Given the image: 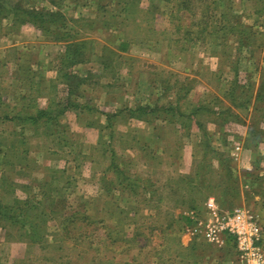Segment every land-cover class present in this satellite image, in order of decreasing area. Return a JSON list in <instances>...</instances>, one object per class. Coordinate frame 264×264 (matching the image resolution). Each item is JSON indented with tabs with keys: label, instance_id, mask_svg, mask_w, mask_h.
<instances>
[{
	"label": "rangeland",
	"instance_id": "rangeland-1",
	"mask_svg": "<svg viewBox=\"0 0 264 264\" xmlns=\"http://www.w3.org/2000/svg\"><path fill=\"white\" fill-rule=\"evenodd\" d=\"M182 1L9 0L34 8L57 5L69 19V39L53 40L59 45L52 44L50 53H62L56 61L65 69L41 84L35 81L42 79L40 74L26 80L29 66L44 56L36 38L23 44L15 36L19 45L0 48V264H248L227 231L214 244L198 236L201 232L190 233L200 223L204 229L213 208L221 217H234L241 210L258 218L262 237L256 244L264 249V98L257 95L260 86L264 88V0H217L218 10L205 8L208 22L194 8L198 0H188L196 15ZM234 15L251 27L249 43L239 49L230 32L225 46L223 33H210L218 30L221 18L226 22ZM198 19L199 25L194 23ZM184 30L200 41L192 50L206 54L201 79L219 88L191 92L190 100L202 106L199 115L206 126L200 129L202 148L222 153L208 152L206 168L197 176L205 183L204 201L192 208L186 202L200 188L179 176L194 174L199 162L188 160L191 171H177L183 140L176 138L174 129L169 128L168 141L175 154L154 159L138 148L147 144L145 138L105 137L104 129L110 130L117 114L106 115L103 124L98 107L74 108L78 92L73 88L81 78L69 73L93 53L110 59L119 50L150 49L151 40L161 39L164 51L177 49ZM96 35L105 42L87 39ZM4 43L0 39V47ZM195 78L186 79L185 86L197 87ZM37 91L47 99L37 98L41 108L54 115L64 110L60 121L22 122L26 95L36 96ZM99 92L89 89L85 95L94 99ZM88 128L98 136L96 145L88 143L94 137ZM252 128L259 130L258 138L250 136ZM132 144L133 157L125 151ZM195 237H202L201 251L189 247L197 242ZM194 254L206 262L198 263Z\"/></svg>",
	"mask_w": 264,
	"mask_h": 264
},
{
	"label": "crops",
	"instance_id": "crops-1",
	"mask_svg": "<svg viewBox=\"0 0 264 264\" xmlns=\"http://www.w3.org/2000/svg\"><path fill=\"white\" fill-rule=\"evenodd\" d=\"M52 6L56 8L54 4ZM15 36L23 44H25L24 42H29L31 38H36L35 43H37L40 53L44 55L39 64L33 63L29 66V71H36L49 81L62 74L65 68L62 67L61 61H56V57L60 53L59 50L54 53V56L50 53L52 44L57 47L59 42L53 41L50 37H46L40 29L27 23L22 25L18 33L17 31L9 34L1 32L0 39L6 40L8 43H4L0 48L5 50L19 45L18 42L13 40ZM87 39H92L95 43L105 42L104 38L98 35L87 37ZM160 40L149 41L151 48L146 50H136L134 52L119 50L110 59L101 53H97L96 55L93 53L92 56L86 57V60L88 57L90 58L85 63L83 62L72 66L69 73L78 75L81 78V83L78 85V88H73L78 92L74 96L77 97V100L74 101V106H76L74 108L86 104L98 107L104 113L101 120L103 124L105 120L107 121L106 115L117 114V117L112 119L110 130L108 131L104 127L105 129L102 135H106L105 137L108 135L115 137L118 134L120 138H145L148 140L147 144L142 143V147L138 148H141L145 155L151 159H154L156 155L166 154L172 156L175 154L173 153L174 146L171 144L169 146L168 141V138L172 137L169 128H173L176 138L183 140L179 154L181 161L178 162L177 171L185 173L192 166V164L189 166V163H187L188 160L194 159L199 162L202 159L204 149L202 148L203 136L200 129H206L199 115L202 106L198 102L194 103L193 100H190L192 97L191 92L201 89L207 92H217L219 88L217 86L207 85L201 79V67H204L206 54L202 50H192L200 41L191 37L188 31L185 33L184 30V34L177 41L180 43L177 49L173 46L171 50H162V46L159 44ZM169 42L171 44L174 43L172 40ZM154 43H156V46ZM215 55L217 56V54ZM216 56L214 57L215 60H219ZM212 69L217 70L216 67ZM228 73H224V75L226 76ZM93 75L96 80L91 78ZM192 77H197V79L195 78L197 87L194 89L185 86L186 79L189 80ZM93 84H96V87ZM218 85L220 86L221 84L218 83ZM89 89L92 91L96 89L100 91L99 96H96L94 99L87 97L85 91ZM42 98L44 101L47 100L44 96H38V99L41 100ZM98 101L102 104H99ZM214 107L213 112H215ZM126 108L130 110L123 112ZM75 118L78 121L79 116L77 117L76 114ZM192 123L194 124L193 126ZM78 125L83 127L82 130L86 129L84 128L86 126L85 124L78 122ZM88 131L92 132L94 136L89 137L90 141L88 140V143L90 145H96L98 143V136H95L93 129L88 128ZM154 144L163 146L157 148L154 147ZM134 150V144L125 148V151L131 157L136 155L134 153L136 151ZM197 151L198 154H196ZM174 163L175 161L172 164ZM152 167L153 165L150 166L151 172H153ZM198 236L204 237L205 235L201 232ZM195 239H197V242H195L193 251H195V248L197 250L200 249L199 247L201 246L199 243L201 242H199V239H202V237H195ZM197 255L194 254L197 257L196 261L198 263L206 262L204 257Z\"/></svg>",
	"mask_w": 264,
	"mask_h": 264
},
{
	"label": "trees",
	"instance_id": "trees-1",
	"mask_svg": "<svg viewBox=\"0 0 264 264\" xmlns=\"http://www.w3.org/2000/svg\"><path fill=\"white\" fill-rule=\"evenodd\" d=\"M197 1V0H195ZM200 3L196 4L194 8L198 9V15L203 16L204 20H209V17H207V14L205 12L206 10H218L220 3L217 2V0H198ZM194 3V1L192 0ZM182 5L187 8L188 10L193 11V13L196 15L197 12L194 11V8L189 6L188 0H183ZM56 8H50L48 6H42L38 8L30 7V6H24L22 4H11L9 3V0H0V33L4 31L5 34H9L11 32H16L19 30V28L23 24H32L38 29H40L43 34L46 37H50L53 40H64L69 39V32H68V26L67 22H69V19L67 18L66 14L57 7V5L54 4ZM226 13L222 15V17H225ZM206 16V18H205ZM225 18H221V22L219 21L218 25L215 26V28H218L216 32L214 30H210L211 34H217L218 32L223 33L222 42L221 45H226L227 36L226 34L230 32L232 34V38H234V41L237 45L236 49L242 48L243 45H247L249 43L250 39V29L251 27L247 24H245L241 19L239 15H234L232 20H227L225 22ZM197 21L194 23L197 24ZM200 23V22H199ZM199 23L197 25H199ZM209 28V27H208ZM67 29V30H66ZM207 30L206 27L202 28V31ZM209 33V32H208ZM188 34H192L191 30H188ZM226 42V43H225ZM78 60V59H77ZM31 74L26 76V80L28 79H35V77L38 75V72L30 70ZM42 79L35 81L39 84L42 82H45L44 77L41 76ZM27 86V85H26ZM30 87H29V89ZM32 92V91H31ZM38 94L36 96L26 95V107L22 108L20 110V113L25 111L26 109V117L23 119L22 122H32V123H38L41 122H47L49 124L54 123V120L60 121V117L63 116L64 110L61 111V113H57L56 115L53 114L52 110L49 108H41L37 104V98L40 94L39 91H37ZM259 99L264 98V88L260 86L257 93ZM257 97V98H258ZM28 99V100H27ZM257 100V99H256ZM246 105V104H244ZM255 107H258L257 105ZM37 108L36 113L35 109ZM34 112V113H33ZM259 130L256 128H252L250 131V136L252 138H258L259 133H257ZM213 153L214 156L222 155L221 152L211 149H204V154L202 156V159L197 163L196 171L194 170V174H184L180 175V180H189L190 184L194 188H200V190L197 192L196 196H192V198L186 202V204L189 205L190 208L196 207L198 203H201L204 201V191L201 193V188L205 184L204 181H201L199 177H197L201 171H203L206 168V161H207V154ZM202 178L204 177V173L201 174ZM132 190V187H130ZM133 191V190H132ZM190 198V197H189ZM87 218V216L85 217ZM84 218V219H85ZM74 219V217H73ZM81 220V218H78ZM195 243V242H193ZM190 248H194L195 244H192V246H189Z\"/></svg>",
	"mask_w": 264,
	"mask_h": 264
},
{
	"label": "built area",
	"instance_id": "built-area-1",
	"mask_svg": "<svg viewBox=\"0 0 264 264\" xmlns=\"http://www.w3.org/2000/svg\"><path fill=\"white\" fill-rule=\"evenodd\" d=\"M237 148L240 149V146ZM212 214V219L204 225V229L200 223L190 233L196 235L198 232H202L210 242L220 243L222 233L227 231L228 234L236 238L237 247L243 260H246L248 264H264V249L256 244L262 237L258 218L241 210L236 211L234 217H221L218 208H213Z\"/></svg>",
	"mask_w": 264,
	"mask_h": 264
}]
</instances>
